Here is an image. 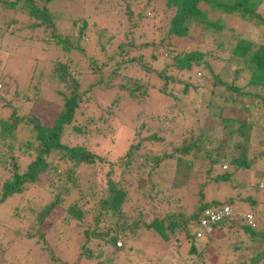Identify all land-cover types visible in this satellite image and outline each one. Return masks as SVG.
I'll return each mask as SVG.
<instances>
[{
  "label": "rangeland",
  "instance_id": "1",
  "mask_svg": "<svg viewBox=\"0 0 264 264\" xmlns=\"http://www.w3.org/2000/svg\"><path fill=\"white\" fill-rule=\"evenodd\" d=\"M7 1L16 3L14 7H8L0 1V119H6L14 110L20 117L34 116L40 124L50 126L63 104L62 94L67 96L70 93V79L66 77L59 80L54 71L57 68L56 62L65 64L68 77L77 82L79 93L77 107L73 110L69 126H83V132L78 135L68 132L66 141L76 138V142H81L87 150L102 157L103 161L94 158L92 163L80 165L66 176L64 171L67 162L60 163L55 157L56 168L39 179V184H29L21 193L11 194L0 201V264H93L94 255L91 256L92 259H86L79 254L85 250L92 254L93 235L85 231L95 224L94 218L102 212H110L101 207L103 194L106 195L107 179L125 191L126 199L120 211L105 214L101 225L102 232L107 229L104 220L114 222L112 228H109L113 233L119 232L124 224L125 227L132 228V231L134 228H144L142 221H147L151 215L164 217L166 213L175 214L177 204L183 213H190L195 206L212 200L231 201L241 211L252 210L250 204L244 203L247 197L256 200L257 204L262 203L264 169L260 162L256 160L249 168L239 169L227 162L229 158L226 156L224 160L216 161L212 167L207 160L201 159L200 153L193 154V150L183 155L182 162L189 160L186 167L181 164L176 166L178 162L169 157L161 159V162H152V157L148 156L161 155L165 149L172 148L168 144L162 145L156 137L157 141L150 138L151 130L155 129L153 124L149 130L145 129L146 132L142 126L138 134L137 139L141 141L139 146L142 145L139 156L123 157L128 144L137 140L133 137L138 129L137 121L132 122L130 119L137 114L148 117V107L152 105L148 97L132 89L146 78L158 86L155 80L162 68L167 75L178 81L172 88L176 95L175 100L167 96L165 98L170 99L168 105L173 102V108L178 105L182 109L175 111V108L171 110V114L176 112L178 117L184 116L183 127L180 129V139L184 141V145L194 142L198 127H209L205 134L208 137L211 135L212 141H224L222 132L227 128L222 125V120L214 118L207 103L239 105L226 97L228 92L223 87L211 85L203 66L193 65L191 70L184 72L177 71L170 65L171 54L167 55L159 46L164 29L146 35L141 30L132 32L133 47L128 50V45H121L129 41L124 33L137 21L135 15H129V12L141 11L147 0H34L37 6L45 5L47 13L52 17V25H47V22L37 24L40 20L27 15L20 4L21 0ZM156 4L159 6V3ZM199 9H204V6H199ZM257 12L264 16V0H261ZM146 15L152 14L150 12ZM216 17L221 18L222 27L215 30L209 27L207 33L203 34V39L187 37L184 43L176 41L174 47L175 51H182L187 46L200 49L202 45L198 44H207L205 49L214 50L219 58L210 59L209 62L214 72L219 73L227 57V51L221 48L227 43L231 46L239 32L256 34L248 28L247 21L238 20L228 14L208 12L210 20ZM81 20L86 22V28L79 32ZM186 25L188 33L199 26L195 21L187 22ZM109 36L112 38L107 40ZM57 38L66 39L69 48L63 50L61 42H54ZM146 41L151 42V45L143 46ZM220 41L222 47L218 46ZM124 50L128 51V56L124 54ZM127 58H132L129 64L120 63ZM137 58L139 61L135 62ZM143 63L146 69L142 68ZM245 79L241 78L239 85ZM183 83H188V86L184 88L181 86ZM34 86L35 91L32 90ZM156 86L150 89L152 93L156 92ZM258 95L259 97L254 98L256 102L253 105L242 99L248 105V112L242 110L239 115L237 108H234L230 113L231 116H238L240 120L247 117L252 119L253 126L247 132L249 159L260 156L264 150V107H261L264 103L260 101L264 90L258 89ZM235 126L234 124L233 127ZM15 127L12 139H3L0 136V188L2 182L11 175L12 164L16 165L17 171H23L24 164L36 153L33 149L35 142L32 138V126L18 123ZM234 139L241 141L233 135L226 139L228 144L225 147L228 151ZM25 141L31 143L27 148L24 146ZM213 146L214 142H210L207 147ZM54 163L52 164L55 165ZM178 167L183 170L181 176L175 170ZM107 171H110L109 174H106ZM225 172L230 174L228 181L213 179ZM243 182L252 187L228 189L243 185ZM256 182L259 192L254 194L253 185ZM199 189L201 200L195 195L199 193ZM53 197L57 198L58 205L42 221H36L35 214L40 206L51 202ZM145 198L150 199L156 206H142L138 200H146ZM74 207L81 214L79 218L68 212L69 208L74 210ZM151 211L154 214H148ZM143 212H146V217L141 216ZM124 214H131L127 224L122 222L123 217L121 222L118 219ZM138 219L139 222H136ZM134 222L137 224H133ZM240 223L244 224L242 221ZM143 232L141 229L138 234L123 236L121 240L125 247L123 250L115 249L118 256L113 259L116 260L103 257L101 262L115 264L122 259L126 264H144L145 258L151 255V258H155L154 261L160 257L157 264L185 263V247L179 236L173 235L166 242L156 243L152 239L154 235H143ZM224 235H227L226 231ZM202 236L198 237L200 241ZM219 241L216 239L211 243L216 245ZM206 249L209 252L213 250L211 244ZM105 253L108 254L106 251ZM110 255L108 254L109 257ZM104 258L106 260L103 262Z\"/></svg>",
  "mask_w": 264,
  "mask_h": 264
},
{
  "label": "trees",
  "instance_id": "2",
  "mask_svg": "<svg viewBox=\"0 0 264 264\" xmlns=\"http://www.w3.org/2000/svg\"><path fill=\"white\" fill-rule=\"evenodd\" d=\"M0 1L8 7H14L16 3V1ZM156 3H159V6ZM260 3L261 0H147L142 7L139 2L137 3L141 7V11L129 12V15H135L137 21H134L131 24V29L124 33L129 37V41L126 44L121 45H128V50L133 47L132 32L134 33L141 30L143 31V34L146 35L152 32H160V30L164 29V33L159 39V46L167 55L171 54L170 65L177 71L184 72L191 70L193 65L203 66L211 85L223 87V90L228 92L226 93V97L231 102L239 104L238 107L235 105L206 104L214 118L219 121L222 120V125L227 128L225 132H222L224 141H212L211 135L208 137L207 134H205L206 129H209V127L205 129L198 127V132L193 139L194 142H189L184 145V141L180 139V137H182L180 129L183 127L184 116L182 115V117H178L176 112L171 114V110L175 108V111H178L177 109H182L179 108L178 105H175L173 108L171 105L173 102L168 105L170 99L165 98V96H167L175 100L174 97H176V95L172 91V88L174 84L178 83V81L170 77V75H167L165 70H162L164 68H162L157 75V80H155L158 86H156L149 78H146L143 83L135 85L132 91L137 90L143 96L148 97V101L152 105L148 107L149 111H147V114L150 113L148 117L146 115L137 114V116L130 119L132 122L137 121L138 127V129L135 130L133 137L135 139L138 138L142 126L144 127V132H146L145 129L149 130V128L154 126L155 129L151 130L150 138L157 141L155 139L156 137L162 145L168 144L172 147L171 150L167 148L165 151H162L161 155L148 156L152 157V162H161V159L164 160L169 157L173 158V161L175 160L178 162L176 166L181 164L186 167L189 164V160L186 159L182 162L184 160L183 155L189 154V150H193V152L191 151L193 154L200 153L201 159L207 160L212 167L216 161L219 162L220 159L224 160V157L228 156L229 159H227V162L235 165L239 169L249 168L252 162L256 160L261 163V167L264 169V153H262L264 150L261 151L260 156H257L254 159H249L247 157V146L249 145L247 132L248 129L253 126L252 119L250 120L248 119L249 117H247V119L244 118L240 120L238 119V116H231L230 114L234 108H237L238 114L242 110L248 112V105L243 103L242 99H246L248 104L253 105V102H256L254 98L259 97L258 89L264 90V16L257 12ZM20 4L26 11L27 15H32L33 18L40 20L37 24L46 22L47 25L53 24L51 21L52 17L47 13L44 4L37 6L34 0H21ZM199 6H204V9H199ZM144 9L145 11H142ZM209 11H215L218 15L228 14L238 20H243L244 22L247 21L246 25H248V28L254 30V33L256 34L253 35V32L246 31L239 32L235 36V40L231 43V46L227 43L225 47H222L220 41L218 46L222 47V50L227 51V57L224 60L219 73L214 72L209 63L210 59L219 58L214 50L205 49L207 48V44L203 42L198 44L202 45L200 49L195 48V46L193 47L192 45L187 46L182 51H175L174 47L176 41L178 43H184V41L187 40V37L190 39H203V34L207 33L209 27H213V30L222 27L223 22L222 24L220 23V17H216L213 20L208 18ZM150 12L152 14L151 16L146 15ZM190 21L197 22L199 26L188 33V25H186V23ZM7 25H9V23H7ZM79 28V32L86 28V22L84 20H81V26ZM256 37H258V39ZM111 38L112 36H109L107 40ZM54 42H61L63 50L69 48L66 39L61 40L57 38ZM149 45H151V42L149 41L143 43V46L148 47ZM73 48L79 49L77 46H73ZM123 52L128 56L127 50H124ZM131 59H122L120 63L129 64L132 61ZM136 61H139V59H135V62ZM55 65H57V68L54 69L56 77L59 80H64L67 77L72 84L69 95L65 96L62 94L63 104L50 126L40 124L37 117L34 116L29 118L25 116L20 117L15 114L14 110H12L6 119H0V136L3 139H12L13 134L15 133L16 124H30L34 131L32 138L33 142H35V146L33 149L36 151L34 157L24 164L23 171H17L16 165L12 164L13 170H11V175L1 184L0 201L11 194L21 193L24 187L29 184H39V179H42L45 174H48L49 171H54L56 168V163H54L55 157L59 159L58 161L60 163L62 162L64 164L67 162L65 163L66 169L64 171L66 176L74 172L75 168H78L80 165L92 163L94 158L103 161L102 157H98L95 153L87 150L81 142H76V138H70L69 142L66 141V135L68 132H74L76 135L83 132V126H69L72 120L73 110L77 107L79 93L77 92V82L68 77V72L64 68L65 64L56 62ZM141 66L144 69L147 68L145 63ZM52 76L53 74L51 77ZM241 78L246 79L242 85H239ZM154 86L157 87V90L152 93L150 89ZM181 86L186 88L188 83H183ZM35 88L36 86H34L32 90L35 91ZM211 91L216 94L213 89H211ZM234 96H237V98L234 99ZM260 101L264 103V95L261 96ZM261 107H264V104ZM136 112L141 113L140 111ZM147 121L148 123H146ZM151 124L153 125L150 127ZM234 124L236 125L235 127H233ZM232 135L241 139V141H235L234 139L231 144V149L228 151V148L225 147L226 144H228L226 139L230 138ZM72 141L74 142L72 143ZM210 142H214V146L208 148L207 146ZM147 143H149V141ZM196 143H199V145ZM140 144L141 141L139 139L134 143H129L123 157L130 158L131 156H139L138 152L142 146H139ZM30 145L31 143L29 141H25V148ZM260 149L261 147L259 145V150ZM167 152H169V154H166ZM176 154L181 155L177 156ZM162 156L164 157L162 158ZM175 170H177L178 176L183 174L182 168L180 170V167H178ZM109 172L110 171H107L106 174H109ZM213 179L216 181H228L230 179V174L226 172L224 174L221 173ZM178 181L181 182L180 179ZM106 182V195L103 194L104 196L101 199V207L110 212H102L101 215L94 218L95 224L89 228L88 231H85L86 233H89V235H93V240L91 239L93 241L92 254L91 251L88 250L80 252L79 254L86 259H92L91 256L94 255L93 264H104L101 262L103 257L107 260H109V258L112 261L116 260L113 259L118 256V253L114 252L115 249L123 250L125 247L124 242L121 240L122 237L134 235L136 233L138 234L141 229L144 231L143 235H154L152 239L153 241H156V243L166 242L167 239H170L173 235H175V237L179 236V238L183 240L185 247L184 264H264V199L262 203L257 204L256 200L247 197L244 200V203L250 204L252 208L251 211H241V209L233 206L231 201L219 202L212 200L211 202H202L199 206H195L194 211L190 213H183L180 210V205L177 204L175 214L166 213L164 217L151 215L153 216L152 218L150 216L147 221H142L145 230L142 227H138L134 228V231H132V228L125 227L124 224L119 228V232L113 233L112 231H109V228H112L114 222L112 220H104L107 229L105 232H102L101 225L103 224L102 220L105 218V214L120 211L122 203L126 199L125 191L123 189L118 186L116 187L110 179H107ZM258 182L253 185V191H255L253 192L254 194L259 192L257 188ZM180 184H182V182ZM47 186L50 187V185ZM241 186L250 188L251 185L244 184L243 182V185H237L236 187L234 186L228 189L240 188ZM44 189L46 188L44 187ZM195 195H198L200 197L199 200H201L200 189L199 193ZM53 198L54 199L51 202L40 206L39 210L36 209L38 210L35 214L36 221H42L44 217H46L50 211L58 205L59 202L57 198ZM138 201L145 207L156 206L153 202H150V199H141ZM223 206H229L231 209L238 210L242 214L249 212L254 213L255 223H253V226H250L249 224H246L241 215L232 213V215L217 222L213 227L212 232L205 234L206 237H203V234L195 236L194 231L196 229V221L202 210L204 208L218 210ZM74 208V210L69 208L68 212L73 217L79 218L81 214L76 207ZM154 208L156 209L157 207ZM150 213L154 214L153 211L148 214ZM145 215L146 212H143V215L141 216L146 217ZM129 217H131V214H124L123 216L118 217V219L120 222L122 220V222H126L127 224ZM136 218L141 217L136 216ZM139 220L140 219L136 222H139ZM241 221L244 224H241ZM136 222L133 224H137ZM148 229L150 230L147 231ZM223 231H226L228 235H224ZM239 233L241 235H239ZM201 236L203 239L200 241L198 237ZM179 238L177 239L179 240ZM216 239L220 240L216 245L211 243ZM117 241L120 242V245L118 246L116 245ZM209 244H211L213 248L211 252L206 249V246ZM178 246H180V243ZM109 250L113 252H110ZM105 251L108 254H111L110 257ZM247 253L250 255H247ZM149 256L145 258L144 264H149V262H152V264L158 263L160 257H157L156 261H154L155 258H151L153 257L151 255ZM99 258L101 259L99 260ZM105 258L103 262L106 260ZM106 264H108V261ZM115 264H126V262H123L121 259Z\"/></svg>",
  "mask_w": 264,
  "mask_h": 264
},
{
  "label": "built area",
  "instance_id": "3",
  "mask_svg": "<svg viewBox=\"0 0 264 264\" xmlns=\"http://www.w3.org/2000/svg\"><path fill=\"white\" fill-rule=\"evenodd\" d=\"M224 168V166H222ZM232 213L241 215L245 220L246 224L253 226V215L251 213H240L238 210H233L229 206H223L218 210H211L209 208H204L199 214L196 221L195 236H200L201 234H208L212 232L213 225L217 222L223 220L225 217L232 215ZM116 245H120L117 241Z\"/></svg>",
  "mask_w": 264,
  "mask_h": 264
},
{
  "label": "clouds",
  "instance_id": "4",
  "mask_svg": "<svg viewBox=\"0 0 264 264\" xmlns=\"http://www.w3.org/2000/svg\"><path fill=\"white\" fill-rule=\"evenodd\" d=\"M249 213H251L252 215H253V213L252 212H249ZM253 221H254V223H255V218H254V216H253ZM215 226V224L213 225V227ZM212 230H213V228H212ZM203 235H205V234H203Z\"/></svg>",
  "mask_w": 264,
  "mask_h": 264
},
{
  "label": "crops",
  "instance_id": "5",
  "mask_svg": "<svg viewBox=\"0 0 264 264\" xmlns=\"http://www.w3.org/2000/svg\"><path fill=\"white\" fill-rule=\"evenodd\" d=\"M254 214V213H253ZM254 216V215H253ZM224 232V231H223ZM228 235V234H227Z\"/></svg>",
  "mask_w": 264,
  "mask_h": 264
}]
</instances>
